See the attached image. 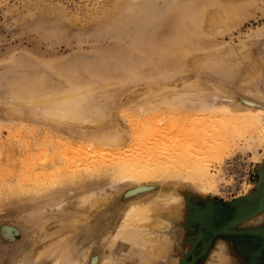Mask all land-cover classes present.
<instances>
[{"label":"rangeland","instance_id":"1","mask_svg":"<svg viewBox=\"0 0 264 264\" xmlns=\"http://www.w3.org/2000/svg\"><path fill=\"white\" fill-rule=\"evenodd\" d=\"M218 10L231 12L233 22H208ZM261 51L262 77L244 80L243 55L256 59ZM54 92L70 97L88 122L55 120L45 116L48 103H32ZM208 114L214 122L228 114H250L258 122L264 117V0H0V264H53L56 257L61 260L55 264H190L209 239L194 264H264L259 237L221 233L264 226V209L232 225L236 205L227 207L261 194L264 156L255 157L264 145L245 147V139L256 135L246 134L249 129L230 136L232 150L221 161L203 163L215 181L212 191L185 182L155 186L159 193L183 195L174 208L159 210L166 221L147 232L157 237L155 245L110 242L121 209L138 197L126 199L131 186L93 214L80 206L126 182L119 167L134 156L175 162L177 149L190 145L187 134H198V142L206 136L202 147L219 145L226 132L216 128L218 120L214 128ZM72 127L81 135H72ZM117 132L125 140L118 147L94 139ZM210 207L220 210V221L207 218L214 223L199 240L194 215Z\"/></svg>","mask_w":264,"mask_h":264},{"label":"bare ground","instance_id":"2","mask_svg":"<svg viewBox=\"0 0 264 264\" xmlns=\"http://www.w3.org/2000/svg\"><path fill=\"white\" fill-rule=\"evenodd\" d=\"M216 12V11H214ZM212 12V14H209L207 15L208 16V22H210L212 25L214 26H228L231 22H233V14L229 11L227 12H219L218 10V13H214ZM210 13V12H209ZM214 14V15H213ZM201 18V17H200ZM207 19V18H206ZM209 23V24H210ZM208 24V23H207ZM206 24V26H207ZM213 26V27H214ZM211 27L208 25V28ZM211 27V29L213 28ZM224 28V27H223ZM212 30H215L214 28ZM216 31V30H215ZM248 52V51H246ZM245 52V53H246ZM249 53V52H248ZM251 53V52H250ZM260 55L257 56L256 59H252V58H249V56H247L248 60L245 59L246 57H244L243 55V60H244V80L246 81H253L252 79H256L258 77H262V61H263V56H262V51L261 53H259ZM240 57V56H239ZM252 59V60H250ZM199 61V60H197ZM191 63H194L191 62ZM190 63V65H191ZM200 63V62H198ZM182 64V63H181ZM196 63H194L193 65H195ZM191 65V66H193ZM192 68V67H191ZM197 68V66H196ZM235 68V67H234ZM234 68H230L229 70H233ZM193 69V68H192ZM194 70H195V67H194ZM231 70V71H232ZM237 75V74H236ZM260 79V78H259ZM243 80V81H244ZM70 95V94H69ZM74 96L73 92H71V96ZM164 95V94H162ZM72 96V97H73ZM39 97V96H38ZM77 97V96H76ZM28 100L29 98L31 99V97H27ZM33 98V97H32ZM40 98H43L42 96ZM38 99L37 97H35L33 100H32V103L35 104L36 106H41L42 103L44 104V102L48 105L47 107L45 106V113L43 111V113L45 114V116H48L49 117L51 116L53 119L55 120H58V121H62V122H75V121H78L80 122H88V118L85 116L84 113H82L81 111H79L78 109H76L74 106V103H69L67 100L70 98V97H63V96H60V97H57L56 96V92H54L50 97H46L47 100H41V99ZM159 98V97H158ZM163 98V97H162ZM36 99V100H35ZM216 99L218 100V98L216 97ZM224 99V98H223ZM27 100V99H25ZM35 100V101H34ZM155 100V99H154ZM168 100V99H167ZM170 100V99H169ZM201 100V99H200ZM221 100V99H220ZM166 101V99H165ZM222 101H229L228 99H224ZM232 101V100H231ZM26 102V101H24ZM14 103H17V102H14ZM28 103V102H27ZM18 104V103H17ZM40 104V105H38ZM171 103H168L166 105H168V107H174L173 105H169ZM44 108V107H42ZM42 108H41V112H42ZM46 108H50L49 110H47ZM164 108V107H163ZM162 108V109H163ZM189 108H191L189 106ZM194 109V108H193ZM47 110V111H46ZM133 110V109H132ZM18 111V110H17ZM139 112L140 109L138 110ZM143 112V111H142ZM141 112V113H142ZM146 112V111H144ZM193 112V111H192ZM199 112L197 113H194L193 117H195V114H198ZM48 114V115H47ZM43 115V114H42ZM170 113H169V117H170ZM185 115V114H184ZM200 115V114H199ZM209 115V114H208ZM125 116V115H124ZM180 116V115H179ZM182 116V115H181ZM192 116V114H191ZM212 116V115H211ZM160 117V115H159ZM172 117V116H171ZM176 117V116H175ZM189 117V116H188ZM197 117V116H196ZM199 117V116H198ZM203 117V116H202ZM200 117V118H202ZM205 117H207L205 115ZM215 117V116H214ZM219 118H217V122L215 124L214 120L216 118H213L210 117V115L208 116V118H210L209 120H212L210 122V124L212 123L217 125L216 128H218L219 130H221L224 134V137L225 138H221L219 139V142L220 144L217 145V143H215L217 146H214V145H210V147L208 146H205V147H202L203 146V143H202V146H201V142L204 141V139H200L201 141L198 142L197 138H200V136L198 137V134L196 136H194L193 134H191V138L194 137V141L190 138H188V134H187V138L185 139L186 140V143H189L190 145H187L186 147L184 146V148L182 149H177L179 152V154H176V158L175 159V162L174 160L173 161H170V160H167V159H162L163 162H161L162 160H160L161 158L159 156H156V159L155 157L152 156V154L147 156L148 159H146L147 157L143 159H140L139 160L137 159V161H135L136 156L133 157V161L131 159V162H128L129 159H128V163H124L120 169V172L123 170L124 172V179L126 182L122 183V185H117V188L113 191H105V192H102L101 191V195H94L92 194L90 197H88L87 199H84L82 201V203L84 202V204H80L81 205H84L83 206V209H84V212L86 213V215L88 214H93L95 211H97L98 209H100L101 207L103 206H107L108 204H110V202L113 200L114 196L119 194V192H121L123 190V188H125V186H131L129 187V192H126L125 193V197L126 199L127 198H133V197H137V199L133 198V199H128V202H126L127 204H125L123 206V208L121 209V214H120V218H119V222L117 224V227H116V230L114 231L115 233H113V235L110 237V238H113L114 240H111L110 242L112 243V241L114 242L116 239H123V240H137L139 242H142V240H144L145 242L149 241L150 243L149 244H154L156 243V240H157V237H153L152 235L149 236L150 234H148L147 232H149L151 229V227H153L154 229L156 228L157 230H160L161 228V221H166V220H162V216L158 213L159 210L161 209L162 211H164V209H167L169 210L170 208H174V204H180L181 201H182V198H183V195L178 191V190H172V191H163V192H157V191H154L157 187V185H165L166 183H169V184H174V185H177V183H180L181 185V182L182 183H190L194 186V188L197 190V191H200L202 193H205L206 191L208 190H213L214 186H215V181L214 179H212L210 177V175L212 174H209L208 173V170H209V165L204 166V162L209 160L210 159H213L214 161L217 160L218 161H221L222 159V156L223 155H227L228 151L229 153L231 152V150H229L231 148V143H233L232 141V137L230 138V136L233 134V133H238L239 132H242L244 133V131H246L247 129L251 130L252 132L251 133H246V134H249L250 136H255L254 137H247V139H245V142L239 138V136L236 134V136L241 140L243 141L245 144V147L248 145L250 146L249 149H252L253 148V151H256V148L259 147V145H264V117L262 118V120L260 122L256 121L254 116L253 115H250V114H228V115H225V116H222L220 118V116H218ZM127 118V117H126ZM148 118V117H147ZM150 118V117H149ZM187 118V117H186ZM185 118V119H186ZM204 118V117H203ZM200 119L201 122L204 123V120L206 121V119L208 118H204V120ZM77 119V120H76ZM103 120V118H102ZM153 120V119H152ZM162 120V118L160 119ZM159 120V121H160ZM188 120V119H187ZM198 120V119H197ZM196 120V121H197ZM97 121V120H96ZM96 121H89V124L91 125H96L97 122ZM208 121V120H207ZM206 121V122H207ZM96 122V124L94 123ZM191 124H193L191 121H189ZM188 122V124H189ZM200 121L199 122H196L197 124L199 123V127H200V124H202ZM204 123V125L208 124V123ZM76 123V122H75ZM79 124V123H78ZM178 124V123H177ZM83 125V124H81ZM184 125V124H183ZM52 126V125H51ZM80 126V125H78ZM175 126V125H174ZM177 126V125H176ZM198 126V125H197ZM208 126V125H207ZM214 126V125H213ZM184 127V126H183ZM196 127V126H195ZM202 127V125H201ZM210 128V125L208 126ZM54 128V127H53ZM187 128V127H186ZM207 128V127H205ZM213 128V127H211ZM210 128V131H212ZM215 128V126H214ZM169 129V128H168ZM185 129V128H184ZM208 129V128H207ZM62 130V129H61ZM171 130V129H170ZM177 130L180 131V127L177 128ZM182 130V129H181ZM196 130V129H195ZM203 130V129H201ZM183 131V130H182ZM185 131V130H184ZM199 131L200 133V130H197ZM206 131V130H205ZM214 131V130H213ZM82 131H76L74 132L73 130V127L71 129V134L75 135V134H79L81 135ZM106 132V131H105ZM187 132V131H186ZM190 132V131H189ZM207 132V131H206ZM215 132L216 129H215ZM214 132V133H215ZM220 131H218L219 133ZM230 132L231 134L227 137L225 136V134L227 135V133ZM192 133V132H191ZM196 133V132H195ZM213 133V134H214ZM217 133V134H218ZM122 134V133H121ZM119 132L117 133H114V134H108L106 136H97L95 137L94 139L99 141L101 144L100 145H103L107 148H112V147H118L119 145H122L124 144L125 140L124 138L122 137ZM206 134V133H205ZM209 134V132H208ZM241 134V133H240ZM95 135H101L99 131H96L95 132ZM193 135V137H192ZM221 133L218 134V136H220ZM242 135V134H241ZM23 136V135H22ZM214 136V135H212ZM184 137V136H183ZM202 137V136H201ZM208 137V135H207ZM215 137H216V133H215ZM235 137V136H234ZM211 138V137H209ZM184 140V138H182ZM216 139V138H215ZM179 140V139H178ZM181 140V139H180ZM184 140V141H185ZM189 142H188V141ZM239 140V142H240ZM192 141V142H191ZM207 141V140H205ZM204 141V142H205ZM210 141V139L208 140ZM214 141V140H213ZM253 143H252V142ZM198 142V143H197ZM249 142H250V145H249ZM185 143V142H184ZM185 143V145H186ZM192 143H194L193 145H191ZM209 143V142H208ZM237 143V142H236ZM234 143V146L235 144ZM252 143V144H251ZM175 144V143H174ZM198 144V145H197ZM214 144V143H213ZM82 145V144H81ZM155 145V144H154ZM178 145V144H177ZM184 145V144H183ZM238 145V144H237ZM236 145V146H237ZM180 146H182L180 144ZM178 146V147H180ZM233 146V145H232ZM233 146V148H234ZM78 147V146H77ZM86 147V146H85ZM84 147V148H85ZM124 147V146H123ZM151 147V146H150ZM244 147V146H242ZM87 148V147H86ZM174 148V147H173ZM177 148V147H176ZM181 148V147H180ZM264 148V147H263ZM192 149H195V151H192ZM255 149V150H254ZM98 150V149H97ZM96 150V151H97ZM100 150V149H99ZM118 150V149H117ZM198 150V151H197ZM70 151V150H69ZM68 151V152H69ZM115 151V150H114ZM121 151V150H120ZM118 151V152H120ZM153 151H154V148H153ZM170 151V150H168ZM195 152L194 154H196V156H194L192 153ZM175 152H177L175 150ZM70 153V152H69ZM86 153V152H85ZM105 153V152H104ZM154 153V152H153ZM169 153V152H168ZM171 153V152H170ZM174 153V152H173ZM83 154V153H82ZM97 154V153H96ZM100 154V153H99ZM158 154V153H157ZM166 154V153H165ZM105 155V154H104ZM159 155V154H158ZM161 155V154H160ZM175 155V154H173ZM173 155H170V156H173ZM255 155V154H254ZM149 156H152V157H149ZM202 156V157H201ZM264 156V151L262 154L258 155L255 157V160L258 161L259 157H262ZM67 157V156H66ZM120 157V156H119ZM164 157V156H163ZM168 157V156H167ZM201 157V158H199ZM80 158V157H79ZM166 158V156H165ZM170 158V157H168ZM219 158V160L217 159ZM264 158V157H263ZM74 159V158H73ZM123 159V158H122ZM120 159V160H122ZM146 159V160H145ZM158 159V160H157ZM179 161H176L178 160ZM117 160V159H115ZM86 161V160H84ZM167 161V162H166ZM168 161H170L168 163ZM72 162V160H71ZM74 162V161H73ZM119 162V161H118ZM180 162V163H179ZM78 163V162H77ZM85 163V162H84ZM206 163V162H205ZM74 164V163H73ZM72 164V165H73ZM68 167V166H67ZM78 168V167H77ZM100 173V172H99ZM121 175V174H120ZM118 176V175H117ZM214 176V175H213ZM212 176V177H213ZM121 177V176H120ZM172 177H175L177 178L176 181L178 182H174L173 181H170L172 180L173 178ZM115 178V177H114ZM118 178V177H117ZM169 178H172V179H169ZM168 179V180H167ZM122 180V179H121ZM218 180V179H217ZM261 180V179H260ZM129 181V182H128ZM261 181H258V186L260 185ZM156 186V187H155ZM151 191H154L155 193L150 196H148L147 194ZM146 194V195H145ZM249 196L247 195V198ZM247 198H242L240 200H235L233 201L234 204L233 205H236L235 207H231L232 210L236 211L237 214L239 215L241 212L245 213L246 212V208L245 207H242V204L243 202H246L247 201ZM91 200V201H90ZM232 202V203H233ZM173 205V206H172ZM232 205V206H233ZM79 206V205H78ZM77 206V207H78ZM82 207V206H81ZM79 208V207H78ZM208 208V207H207ZM177 210V209H176ZM78 211H80L78 209ZM174 211V210H173ZM83 212V211H82ZM83 212V213H84ZM176 212V211H175ZM235 212V213H236ZM220 210L219 209H212L211 207L209 209H205L204 211H202L201 213L199 214H196L194 215V218L195 216H198V225L200 227V232H199V235H200V238L199 240H203V235L205 236V234L207 233V231L211 230V226L213 223L211 224L207 218H215V220L217 221H220ZM227 214V213H226ZM229 214V213H228ZM109 215V214H108ZM237 215V216H238ZM223 216V215H222ZM221 216V217H222ZM225 216V215H224ZM227 216V215H226ZM108 217V216H107ZM182 218V217H181ZM193 219V218H192ZM222 219V218H221ZM216 221V222H217ZM228 222V221H227ZM169 223V222H168ZM72 224V223H71ZM83 224V223H82ZM166 224V223H165ZM163 225V224H162ZM167 225H170V224H167ZM168 227V226H167ZM166 227V228H167ZM165 228V227H164ZM149 230V231H148ZM202 230V231H201ZM255 231V230H254ZM254 231H249L247 232V234L249 233H252ZM257 232L260 231L258 234L259 238L261 239V246H262V249L264 251V229L263 230H256ZM146 232V233H145ZM225 233L229 232V231H224ZM222 233V232H221ZM225 233H222V234H225ZM217 235V233H215ZM213 234V235H215ZM230 234H244V236H249L246 234V232H234V233H229ZM154 235V234H153ZM198 235V236H199ZM155 236V235H154ZM210 240V239H209ZM109 242V245L108 246V249L112 246V244H110ZM203 242L205 243V245L203 244V246H206L208 244H206V242L203 240ZM108 244V243H107ZM147 244V243H146ZM111 245V246H110ZM114 245V243H113ZM145 245V243H144ZM153 245V246H154ZM198 245V244H197ZM196 245V246H197ZM110 246V247H109ZM147 247V246H146ZM112 248V247H111ZM110 248V249H111ZM204 248V250H205ZM89 249V248H88ZM87 249V250H88ZM149 249V248H148ZM195 249V247L193 248ZM89 251V250H88ZM87 251V252H88ZM193 251V250H192ZM192 253V252H191ZM67 254V252H66ZM62 255V254H61ZM69 255V254H67ZM66 255V256H67ZM191 255V254H190ZM65 256V254H64ZM70 256V255H69ZM109 256V255H108ZM59 257V256H58ZM70 258V257H68ZM110 258V257H108ZM56 260H54L53 264L55 263H59V261L61 259H58L57 260V257L55 258ZM63 261V260H62ZM109 260L107 259H104L102 260V264H109L108 262ZM111 262V261H110ZM186 262V261H184ZM183 261L180 262V264H182ZM66 264V263H65ZM71 264H76V262L74 263H71Z\"/></svg>","mask_w":264,"mask_h":264},{"label":"water","instance_id":"3","mask_svg":"<svg viewBox=\"0 0 264 264\" xmlns=\"http://www.w3.org/2000/svg\"><path fill=\"white\" fill-rule=\"evenodd\" d=\"M259 181H261V183H260V193H261L260 196L259 197L249 196L247 198V201L246 202H243L242 207H245L247 212H245V213L241 212L237 216V218H235L233 220L234 222L232 223V225H234V224H236V223H238L240 221H243L245 219H248V218L252 217L253 215L257 214L259 211H261V210L264 209V182L262 183V181H264V174H263L261 180H259ZM233 204H234V202L233 203L230 202L227 205V207H231ZM195 218H198V216H196ZM194 220H196V219H194ZM259 229L260 230H263L264 229V226L259 227L257 229H247V230H242V231L243 232H249V231H254L255 230L254 232L249 233L247 235H249L250 237H257L258 238L259 237L258 236L259 235L258 233L260 231L257 232L256 230H259ZM242 231H237V232H241L242 233ZM221 232L222 233H225L223 231H221ZM225 234H228L229 235V232L228 233L226 232ZM199 238H200V235L197 237V239H199ZM209 241H207L206 244H208ZM204 248H205V246L201 247V250H200L199 254H197V255L193 254V255L190 256V258H191L190 259V262H189L190 264H194L195 261L204 253Z\"/></svg>","mask_w":264,"mask_h":264},{"label":"flooded vegetation","instance_id":"4","mask_svg":"<svg viewBox=\"0 0 264 264\" xmlns=\"http://www.w3.org/2000/svg\"><path fill=\"white\" fill-rule=\"evenodd\" d=\"M245 237V236H244ZM262 256V255H261ZM263 257V256H262ZM264 258V257H263Z\"/></svg>","mask_w":264,"mask_h":264}]
</instances>
